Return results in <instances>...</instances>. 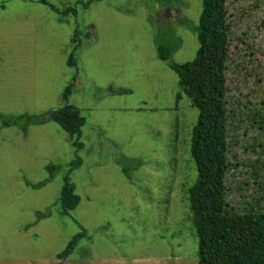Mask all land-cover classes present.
Masks as SVG:
<instances>
[{
  "label": "rangeland",
  "instance_id": "rangeland-1",
  "mask_svg": "<svg viewBox=\"0 0 264 264\" xmlns=\"http://www.w3.org/2000/svg\"><path fill=\"white\" fill-rule=\"evenodd\" d=\"M47 1L57 12L0 0V113L46 116L65 104L74 78L67 104L85 119L82 148L52 122L26 131L0 123V264H197L187 189L196 179L189 148L198 112L168 63L194 58L200 0H94L74 16L63 11L89 0ZM226 9L225 200L264 211V130L247 116L264 110V0H227ZM158 38L176 48L168 62L157 58ZM76 157L69 182L80 202L63 215L57 199ZM50 164L58 169L51 179ZM81 228L86 235L57 259Z\"/></svg>",
  "mask_w": 264,
  "mask_h": 264
},
{
  "label": "trees",
  "instance_id": "trees-1",
  "mask_svg": "<svg viewBox=\"0 0 264 264\" xmlns=\"http://www.w3.org/2000/svg\"><path fill=\"white\" fill-rule=\"evenodd\" d=\"M94 0L77 1L75 6L66 8L65 15H76V6L87 8ZM227 0H200L201 9L194 27L198 47L192 60L178 64L168 63V68L177 77V86L189 100L190 106L198 112L197 120L191 130L190 156L193 160L196 179L187 189V200L191 213V223L198 239L197 264H264V211L251 205L242 211L231 207L225 200V176L230 169L228 154V130L230 113L227 110L226 71L229 63V25L227 23ZM37 3L57 9L47 0ZM77 27L71 38L73 52L80 46ZM167 39V38H166ZM155 43L159 61L168 62L175 52V46L168 40ZM67 66L75 67L71 54ZM74 81V78L72 82ZM68 84L62 99L65 104L46 116L33 117L26 114L5 115L0 113L3 128L18 127L23 131L31 125H43L47 122L56 124L69 138L73 146L82 148L79 142L81 128L85 123L78 108L67 104L73 83ZM117 94L128 91L117 90ZM176 99H179L177 95ZM264 104V101L261 102ZM231 112V110H230ZM258 130H264V110L247 114ZM76 157L70 164L58 195L61 214L68 215L75 209L80 198L69 182V174L81 165ZM256 166H259L256 161ZM48 178L58 170L55 165H48ZM121 171L128 178V169ZM256 175H259L255 172ZM31 185V184H29ZM41 188L43 182L31 185ZM86 235L83 228L74 235L57 259L70 255L77 241Z\"/></svg>",
  "mask_w": 264,
  "mask_h": 264
}]
</instances>
